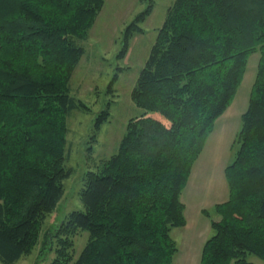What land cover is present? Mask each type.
I'll return each instance as SVG.
<instances>
[{
	"label": "trees",
	"instance_id": "obj_1",
	"mask_svg": "<svg viewBox=\"0 0 264 264\" xmlns=\"http://www.w3.org/2000/svg\"><path fill=\"white\" fill-rule=\"evenodd\" d=\"M104 2L0 0L5 264L36 245L73 171L65 165L67 118L87 105L70 93V78ZM153 4L148 0L126 25L119 55L135 32H143L140 23ZM253 52H259L256 72L224 170L228 197L214 204L213 217L204 210L213 233L199 264H255L250 255L264 261V0H174L130 91L142 112L128 118L116 151L84 172V209L69 212L49 232L44 242L56 243L48 264H173L178 248L170 231L185 224L180 195ZM107 107L95 117L96 131L109 117ZM80 230L88 238L74 259Z\"/></svg>",
	"mask_w": 264,
	"mask_h": 264
},
{
	"label": "rangeland",
	"instance_id": "obj_2",
	"mask_svg": "<svg viewBox=\"0 0 264 264\" xmlns=\"http://www.w3.org/2000/svg\"><path fill=\"white\" fill-rule=\"evenodd\" d=\"M173 1L154 0L152 11L140 23L143 32H135L129 39L126 52L119 55L123 30L146 7L148 0H105L87 38L82 41L85 51L70 78V93L87 105L85 110H71L67 118L68 158L65 165L73 171L63 179V195L54 210L43 219L36 245L12 264H48L54 257L56 243L55 238L52 242H44L49 232L65 220L69 212L84 209L80 200L84 172L94 168L99 159L116 151L126 121L142 112L131 100L130 91L154 42L157 28L163 23L167 8ZM258 58L259 52L249 56L232 102L216 119L192 165L180 195L185 205V224L170 231L178 248L173 264H199L201 244L213 233L210 217L204 210L213 217L214 204L228 197L224 170L234 157L236 146L233 140L241 125V114L247 107ZM115 72H118L117 79L111 92H107V85ZM106 105L109 117L96 131L95 117ZM73 238L75 259L84 247L88 233L80 230ZM249 259L255 264H264L257 256L250 255ZM0 264L5 263L0 261Z\"/></svg>",
	"mask_w": 264,
	"mask_h": 264
},
{
	"label": "crops",
	"instance_id": "obj_3",
	"mask_svg": "<svg viewBox=\"0 0 264 264\" xmlns=\"http://www.w3.org/2000/svg\"><path fill=\"white\" fill-rule=\"evenodd\" d=\"M217 218H218V217H217ZM217 218H216V219H217ZM205 240H206V239L204 238V240H203V242H202V244H201V247L203 246V243H204ZM200 256H201V254H200Z\"/></svg>",
	"mask_w": 264,
	"mask_h": 264
}]
</instances>
